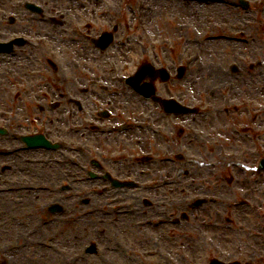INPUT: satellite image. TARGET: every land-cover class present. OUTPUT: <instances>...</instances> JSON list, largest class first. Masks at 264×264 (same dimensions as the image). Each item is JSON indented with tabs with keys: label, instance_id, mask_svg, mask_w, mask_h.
<instances>
[{
	"label": "flooded vegetation",
	"instance_id": "af4514ba",
	"mask_svg": "<svg viewBox=\"0 0 264 264\" xmlns=\"http://www.w3.org/2000/svg\"><path fill=\"white\" fill-rule=\"evenodd\" d=\"M125 2L0 0V41L23 39L6 56L0 54L8 57L0 59V82L1 76L7 77V84H0V176L15 193L28 188L36 171L32 167L40 166L44 173L50 171L45 183L54 194L66 187L76 195L69 203L56 196L45 207L52 218L49 225L71 237L74 249L59 250L61 264L131 263L137 240L155 247L143 253L174 264L171 250L160 248V236L154 235L198 221L194 228L204 238L206 233L217 237L224 226L216 218L220 210L210 212L208 207L222 204V198L228 229L239 223L231 218L239 207L245 216L264 218V169L258 171L264 157V6L236 8L232 42L247 41L253 52L232 63L217 55L220 78L215 80L222 84L211 91L228 94L216 101L202 95L207 90L205 71H217L207 69L213 63H199L195 77L188 63L177 80L173 49L154 43L142 47L140 65L165 69L168 80H142L153 84L149 98L125 83L135 72L124 75L123 60L132 50L122 31L128 24ZM25 3L38 6V11L23 8ZM239 21L248 24L247 33ZM110 32L112 42L101 52L93 40ZM161 100L177 101L193 111L166 113ZM29 137H40L46 147H28ZM194 172L200 173L198 192L206 198L204 204L198 209L188 204L186 211L175 212L171 204L177 202L176 189L186 186ZM195 183L190 179L189 189ZM53 204L60 205L61 213L48 214ZM197 210L203 215L195 214ZM182 214L187 216L178 222ZM253 230L238 246L247 248L226 262L264 264V226ZM90 231L98 232V239L89 238Z\"/></svg>",
	"mask_w": 264,
	"mask_h": 264
},
{
	"label": "rangeland",
	"instance_id": "374dc122",
	"mask_svg": "<svg viewBox=\"0 0 264 264\" xmlns=\"http://www.w3.org/2000/svg\"><path fill=\"white\" fill-rule=\"evenodd\" d=\"M236 1L202 0L190 3L186 0H126L125 15L128 24L123 27L122 31L125 36H129L128 48L132 50L128 51L123 60L126 62L124 75L133 72L141 62L142 45L149 47L154 43L155 46H164L166 50L168 48L169 50L173 49L176 66L190 63V70H192L194 77L199 74V63L204 67L213 63L212 67H207V69L217 71L215 73L205 71L204 74L208 76L207 85H205L207 90L203 91L202 95L205 99L220 101L221 96L228 93L211 91V87L222 84L219 79L215 80L217 76L220 78V70L217 68V64H220L221 60L216 58L217 55L224 54L227 58L225 63H232L235 62V58L240 59L243 54L248 55L253 52L252 46L247 41L229 42L218 38L219 35L231 36L233 34ZM248 1L252 7L260 0ZM5 6L8 7L9 3H5ZM8 14L9 12H7V16ZM4 20L7 24V17ZM238 26L247 33L248 24L246 22L241 23L239 21ZM196 55L199 56V60L195 59ZM0 59L7 61L8 57H0ZM222 69L225 70L224 67ZM224 77L226 78V75ZM1 80V85L7 84L6 76H1ZM193 95H197V92L193 91ZM211 95L214 98H210ZM193 160L201 161L200 157H194ZM191 164L196 165L197 163ZM34 168L36 171L31 172L32 178L29 180L31 184L28 188L15 193L0 195V264H61L62 259L59 258V250L62 248L64 250L74 249L69 242L71 237L68 238L65 232L63 235H59L54 224L50 223L49 225L52 218H48L45 207L56 196L63 197L62 202L69 203L71 200L68 198L76 195L70 191L54 194L50 186L45 183L50 171L44 173L45 171H42L40 166L32 167V169ZM238 175L241 176V174ZM199 176L200 173L198 172L192 173L190 179H194L196 182L193 188L189 189L190 179H188L186 186L184 183L176 189L175 201L177 202L171 204V207L176 209L175 212L186 211L185 207L191 200L190 197L200 195L201 192L198 191L202 189L199 186L201 181ZM184 180L186 179L184 178ZM8 186L10 183H7V179L0 176V189H5ZM182 186L184 188L183 193H181ZM45 188H48L49 192L45 191ZM165 190L162 189L161 192ZM185 197H188V200ZM126 207L130 209L131 204L128 203ZM166 207L169 208L168 205ZM224 207H227L224 198H222V204H213L208 207L210 212L220 210L216 218L224 226L217 237H212L206 233V238H204L194 228L198 221L187 224L181 222V226H177L176 230L168 235L166 230H161L154 235L160 236V248L167 247L171 250L170 255L174 264H206L211 258L229 261L238 257L242 248H247L244 245L238 248L241 245L240 241L248 239L250 227H254V232L263 228L264 218L258 217L257 214L245 216L242 213L244 209L239 207L238 213L234 211L231 216L232 219L236 217L239 223L228 229L225 223V219L228 217L226 211L221 212ZM172 211V209L168 210V212ZM197 211L195 214L203 215L201 210ZM68 215L70 212L63 217L64 221L69 219ZM247 224L250 227L247 228ZM87 234H90L89 238L91 239H98V232L90 231ZM61 239H64L63 244L59 243ZM210 239H214L213 244H210ZM134 243L135 253L132 256L136 258L131 259V263L126 264H163L162 259L157 260L142 252L143 249H150L151 252H154V245L148 244L144 247L139 244L138 240L137 243ZM40 244L42 247L38 246ZM129 254L132 253L129 252Z\"/></svg>",
	"mask_w": 264,
	"mask_h": 264
},
{
	"label": "bare ground",
	"instance_id": "6f19581e",
	"mask_svg": "<svg viewBox=\"0 0 264 264\" xmlns=\"http://www.w3.org/2000/svg\"><path fill=\"white\" fill-rule=\"evenodd\" d=\"M42 245H43V244H42ZM38 246L42 247V246H41V244H40V245H38Z\"/></svg>",
	"mask_w": 264,
	"mask_h": 264
},
{
	"label": "water",
	"instance_id": "95a60500",
	"mask_svg": "<svg viewBox=\"0 0 264 264\" xmlns=\"http://www.w3.org/2000/svg\"><path fill=\"white\" fill-rule=\"evenodd\" d=\"M33 8V7H32Z\"/></svg>",
	"mask_w": 264,
	"mask_h": 264
}]
</instances>
